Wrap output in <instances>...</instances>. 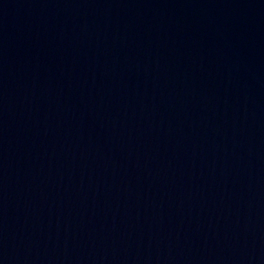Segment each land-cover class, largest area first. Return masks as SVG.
<instances>
[{"label": "water", "instance_id": "95a60500", "mask_svg": "<svg viewBox=\"0 0 264 264\" xmlns=\"http://www.w3.org/2000/svg\"><path fill=\"white\" fill-rule=\"evenodd\" d=\"M0 264H264V0H0Z\"/></svg>", "mask_w": 264, "mask_h": 264}]
</instances>
